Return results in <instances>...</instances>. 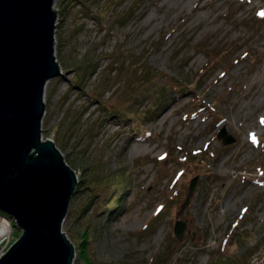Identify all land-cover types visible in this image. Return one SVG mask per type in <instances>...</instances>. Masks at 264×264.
<instances>
[{"label":"rangeland","instance_id":"374dc122","mask_svg":"<svg viewBox=\"0 0 264 264\" xmlns=\"http://www.w3.org/2000/svg\"><path fill=\"white\" fill-rule=\"evenodd\" d=\"M53 7L64 72L46 82L42 136L78 178L73 264H246L264 242V0Z\"/></svg>","mask_w":264,"mask_h":264},{"label":"water","instance_id":"95a60500","mask_svg":"<svg viewBox=\"0 0 264 264\" xmlns=\"http://www.w3.org/2000/svg\"><path fill=\"white\" fill-rule=\"evenodd\" d=\"M54 0H0V210L19 237L0 264H73L75 245L62 228L78 178L52 137L42 136L47 80L64 69L55 53ZM224 142L235 134L222 125ZM192 176L186 202L196 186ZM187 222L175 221L182 237Z\"/></svg>","mask_w":264,"mask_h":264},{"label":"built area","instance_id":"2783aa9c","mask_svg":"<svg viewBox=\"0 0 264 264\" xmlns=\"http://www.w3.org/2000/svg\"><path fill=\"white\" fill-rule=\"evenodd\" d=\"M14 219L15 217L6 211L0 210V257L6 252L12 242L17 239L18 234L15 231ZM246 264H264V242L249 257Z\"/></svg>","mask_w":264,"mask_h":264},{"label":"trees","instance_id":"16d2710c","mask_svg":"<svg viewBox=\"0 0 264 264\" xmlns=\"http://www.w3.org/2000/svg\"><path fill=\"white\" fill-rule=\"evenodd\" d=\"M86 233H84V238H82V240L80 241V243L79 244H76V246H77V249L79 248V250H80V253L82 254V256L86 259V260H88V262H89V260L91 261V259L89 258V255H88V252H87V246H86V244H85V242H86V238H85V235ZM164 256V255H163ZM162 259H163V257L162 256H159V260L158 261H162Z\"/></svg>","mask_w":264,"mask_h":264},{"label":"bare ground","instance_id":"6f19581e","mask_svg":"<svg viewBox=\"0 0 264 264\" xmlns=\"http://www.w3.org/2000/svg\"><path fill=\"white\" fill-rule=\"evenodd\" d=\"M135 138H138V137H137V136H135ZM135 217H136V215H135ZM135 217H134V218H135Z\"/></svg>","mask_w":264,"mask_h":264}]
</instances>
